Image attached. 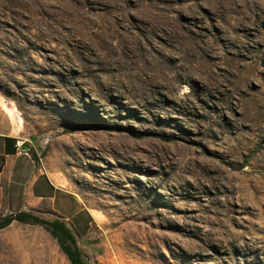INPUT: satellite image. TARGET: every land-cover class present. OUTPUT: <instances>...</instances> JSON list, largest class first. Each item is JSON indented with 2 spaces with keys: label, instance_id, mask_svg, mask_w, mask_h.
Masks as SVG:
<instances>
[{
  "label": "rangeland",
  "instance_id": "rangeland-1",
  "mask_svg": "<svg viewBox=\"0 0 264 264\" xmlns=\"http://www.w3.org/2000/svg\"><path fill=\"white\" fill-rule=\"evenodd\" d=\"M0 134L87 264H264V0H0ZM0 264L71 263L14 222Z\"/></svg>",
  "mask_w": 264,
  "mask_h": 264
},
{
  "label": "crops",
  "instance_id": "crops-1",
  "mask_svg": "<svg viewBox=\"0 0 264 264\" xmlns=\"http://www.w3.org/2000/svg\"><path fill=\"white\" fill-rule=\"evenodd\" d=\"M19 142L20 138L13 134H0V213L51 214L72 224L76 230L79 228L77 216L81 215L82 219L87 217V229L91 224V213L73 193L40 169L29 149L25 145L19 146ZM71 200L77 207L69 215Z\"/></svg>",
  "mask_w": 264,
  "mask_h": 264
},
{
  "label": "trees",
  "instance_id": "trees-1",
  "mask_svg": "<svg viewBox=\"0 0 264 264\" xmlns=\"http://www.w3.org/2000/svg\"><path fill=\"white\" fill-rule=\"evenodd\" d=\"M33 158H37L32 154ZM14 222L25 224H39L45 227L51 235L58 241L63 253L67 256L71 264H87L84 254L78 245L77 236L68 224L61 218L47 220L30 212L4 215L0 218V230H3Z\"/></svg>",
  "mask_w": 264,
  "mask_h": 264
},
{
  "label": "built area",
  "instance_id": "built-area-1",
  "mask_svg": "<svg viewBox=\"0 0 264 264\" xmlns=\"http://www.w3.org/2000/svg\"><path fill=\"white\" fill-rule=\"evenodd\" d=\"M24 143H25V142H24L23 140H20V142H19V146L22 147V146L24 145Z\"/></svg>",
  "mask_w": 264,
  "mask_h": 264
}]
</instances>
